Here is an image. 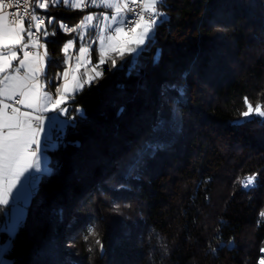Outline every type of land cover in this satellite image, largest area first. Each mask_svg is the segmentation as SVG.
<instances>
[{"label": "trees", "instance_id": "1", "mask_svg": "<svg viewBox=\"0 0 264 264\" xmlns=\"http://www.w3.org/2000/svg\"><path fill=\"white\" fill-rule=\"evenodd\" d=\"M166 3L170 19L157 28L142 68L110 75L105 64L104 79L69 102L75 126L49 152L58 171L26 203L22 226L3 254L10 264H256L264 247V223L257 224L264 210V124L258 117L243 126L233 121L242 119L244 96L264 102V0ZM49 12L69 26L85 13ZM70 38L58 29L47 38L56 61L45 69L49 77L63 71L62 47ZM169 82L186 83L181 125L152 136L161 113L168 115L162 88ZM148 138L164 142L165 150L126 181L127 189L115 191L124 182L123 166ZM248 174L257 175L252 191L237 180ZM114 201L122 216L113 214ZM91 222L102 254L87 252L80 239ZM6 238L0 234V242Z\"/></svg>", "mask_w": 264, "mask_h": 264}, {"label": "snow or ice", "instance_id": "2", "mask_svg": "<svg viewBox=\"0 0 264 264\" xmlns=\"http://www.w3.org/2000/svg\"><path fill=\"white\" fill-rule=\"evenodd\" d=\"M50 8L100 11H88L78 23L69 26L57 20ZM166 9V0H0V234L7 237L0 242V256L11 247L22 226L20 192L28 186L29 198L42 179L58 171V162L50 159L49 152L58 150L67 128L75 126L74 118L69 116V102L85 86L104 79L105 64L111 65L110 75L112 69H126L129 75L141 69L144 54L155 43L157 28L170 19ZM49 26H53L51 32ZM57 29L71 38L62 47L63 71L49 77L45 69L49 62L56 61H50L47 38L55 36ZM93 45L98 52L95 64L91 60ZM158 63L159 54H153L152 64ZM182 80L186 81V75ZM186 90V83L180 82H169L162 88L168 115L161 113L150 130L152 136L180 127L179 108ZM243 106L242 119L233 121L234 126L256 122L257 117L264 124V102L254 104L244 96ZM73 111L83 117L80 108ZM165 147L160 140H143L123 166L124 182H118L114 190L127 189L126 181L134 179L146 161ZM237 180L245 191L258 186L256 174ZM112 212L123 215L119 202L112 203ZM59 214H63L62 210ZM258 215L257 224L264 223V210ZM80 239L90 254L103 253L104 244L95 222L84 226ZM74 243L75 237L68 246ZM225 246L231 248L232 241ZM0 264L5 261L0 259ZM256 264H264V247L259 248Z\"/></svg>", "mask_w": 264, "mask_h": 264}, {"label": "crops", "instance_id": "3", "mask_svg": "<svg viewBox=\"0 0 264 264\" xmlns=\"http://www.w3.org/2000/svg\"><path fill=\"white\" fill-rule=\"evenodd\" d=\"M88 11H100V10L99 9H88V10L85 11V13L83 15L87 14ZM76 47L78 49L79 48V44L76 45ZM81 71H83V69H81ZM29 192H30V188L28 186H25L23 188V190L20 192L19 197H18V204L23 207L24 211H25V205H26V204H24V202H26L27 199L29 200V198H30V197L28 198Z\"/></svg>", "mask_w": 264, "mask_h": 264}, {"label": "rangeland", "instance_id": "4", "mask_svg": "<svg viewBox=\"0 0 264 264\" xmlns=\"http://www.w3.org/2000/svg\"><path fill=\"white\" fill-rule=\"evenodd\" d=\"M67 42V41H66ZM65 42V43H66ZM24 204H26V202H24ZM20 212H23V217H24V209L22 206L19 207L18 209ZM7 239V238H6ZM0 259H3L5 261V264H10V260L8 258H6L4 255L0 256Z\"/></svg>", "mask_w": 264, "mask_h": 264}, {"label": "built area", "instance_id": "5", "mask_svg": "<svg viewBox=\"0 0 264 264\" xmlns=\"http://www.w3.org/2000/svg\"><path fill=\"white\" fill-rule=\"evenodd\" d=\"M42 15H43V13H41ZM26 23H27V21H26Z\"/></svg>", "mask_w": 264, "mask_h": 264}]
</instances>
